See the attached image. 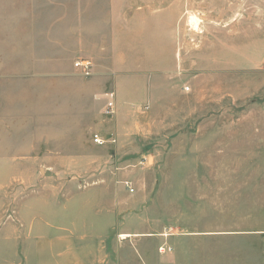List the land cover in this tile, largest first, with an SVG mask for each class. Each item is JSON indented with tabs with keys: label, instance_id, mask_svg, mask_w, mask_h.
I'll use <instances>...</instances> for the list:
<instances>
[{
	"label": "rangeland",
	"instance_id": "obj_1",
	"mask_svg": "<svg viewBox=\"0 0 264 264\" xmlns=\"http://www.w3.org/2000/svg\"><path fill=\"white\" fill-rule=\"evenodd\" d=\"M43 1L35 14L49 17L51 38L41 32L35 40L34 99L15 106L21 119L12 114L6 123L21 136L11 138L17 128L10 129L9 143L36 147L0 149V227L20 224L23 204L30 208L26 222L38 223L39 198L53 202L54 195L102 184L109 186L111 199L119 195L124 216L149 217L155 231L196 233L246 222L263 230L264 0ZM143 11L177 17L172 68L111 65L90 77L70 69L78 52L91 55L110 46L104 38L115 35L117 19H127L128 38L136 41L140 22L134 15ZM144 25L143 44L164 32L159 23ZM22 64L28 65L26 57ZM96 73L128 80L118 107L138 113H124L120 122L128 128L134 121L139 129L127 142L91 141L100 107L87 100L86 82L97 79ZM113 87L109 81L103 92ZM195 108L201 124L193 121ZM216 115L221 124L209 125ZM225 121L232 138L210 136L212 128L225 134ZM102 128V133L113 129ZM193 245H200L198 239ZM262 256L264 242L258 240L259 262Z\"/></svg>",
	"mask_w": 264,
	"mask_h": 264
},
{
	"label": "crops",
	"instance_id": "obj_2",
	"mask_svg": "<svg viewBox=\"0 0 264 264\" xmlns=\"http://www.w3.org/2000/svg\"><path fill=\"white\" fill-rule=\"evenodd\" d=\"M41 1L0 0V149L36 147V142L25 146L24 141L19 140L18 143H9L10 129L17 128V133H13L11 138L21 136L18 127L9 125L8 128L6 123L13 119L12 114L21 116L15 106L29 104L34 99L36 83L33 85L31 79L36 78L38 73L35 40L41 32L44 39L51 38L49 17L46 21L44 17L36 18L35 7L40 2L44 3ZM158 15L145 11L134 15L136 23L140 22L138 30H134L140 36L136 41L128 38L130 28L127 19L126 23L115 20V35L111 40L104 38L105 44L109 43L110 46L91 55L78 52L70 69L74 70V62L81 60L93 62L96 72L111 65L122 69L135 65L148 66V70L153 66L164 70L172 68L176 62V33L173 28L178 19ZM147 21L159 23L164 32L143 44L140 27L146 26ZM125 25L128 30H124ZM169 28L172 30L168 31ZM21 42L26 45L24 48H21ZM5 43L8 48H5ZM167 50L169 55H166ZM24 57L28 65L23 66ZM101 73H96L97 79L95 77L91 82H86L87 100L91 101V105L100 107V113L96 114L91 127V141L94 143L93 136L99 134L107 140L115 138L116 142H127L139 129L134 121L128 128H124L120 122L124 113H138L130 106L118 107L120 92L128 80L121 76L117 78V73L115 77ZM109 81L113 89L103 92V85ZM96 85L99 88L94 90ZM25 89H29L30 93V96H25L27 100L22 93ZM111 94L118 112L113 117H107L101 110L111 99ZM200 111L198 108L192 111L193 121L198 124H201ZM217 117L214 120L210 118L209 125H220ZM225 123V134L212 128L210 136L231 135L232 138L233 132L228 131L227 121ZM105 125L113 129L102 133ZM37 147H40V143ZM63 195H54L53 202L38 199V223L26 222L27 211L30 210H27L28 203L23 204L19 212L20 224L12 221L0 227V264H264V256L260 262L257 257V242H264V229H257L249 222L242 225L236 223L229 228L215 226L196 233H172L174 228L171 227L155 231L150 227L153 222L149 217L124 216L121 207L123 201L118 194L117 199H111L109 186L100 184ZM51 207L52 212H49ZM197 239L200 245L195 246L193 244Z\"/></svg>",
	"mask_w": 264,
	"mask_h": 264
},
{
	"label": "built area",
	"instance_id": "obj_3",
	"mask_svg": "<svg viewBox=\"0 0 264 264\" xmlns=\"http://www.w3.org/2000/svg\"><path fill=\"white\" fill-rule=\"evenodd\" d=\"M74 63H75V68L78 69L84 77H90L91 76V74L93 72V62L81 60V61H76ZM103 112H105V115L107 117H109V116L113 117L116 115L117 111H116V104H115V101L113 99V94H111V99L106 104V107H105ZM93 142L96 143L97 145L104 146L107 143L116 142V139L112 138L110 140H107V139L103 138L102 136H100L99 134H95L93 136ZM127 186L129 187L130 192L135 191L134 188L129 186V183L127 184Z\"/></svg>",
	"mask_w": 264,
	"mask_h": 264
}]
</instances>
